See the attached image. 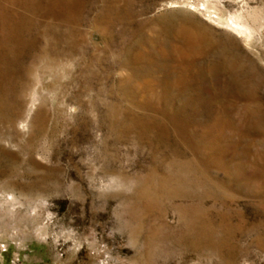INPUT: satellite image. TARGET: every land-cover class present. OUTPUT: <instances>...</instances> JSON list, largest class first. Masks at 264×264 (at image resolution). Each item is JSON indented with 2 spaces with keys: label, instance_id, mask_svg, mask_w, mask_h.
<instances>
[{
  "label": "rangeland",
  "instance_id": "rangeland-1",
  "mask_svg": "<svg viewBox=\"0 0 264 264\" xmlns=\"http://www.w3.org/2000/svg\"><path fill=\"white\" fill-rule=\"evenodd\" d=\"M0 264H264V0H0Z\"/></svg>",
  "mask_w": 264,
  "mask_h": 264
},
{
  "label": "bare ground",
  "instance_id": "bare-ground-1",
  "mask_svg": "<svg viewBox=\"0 0 264 264\" xmlns=\"http://www.w3.org/2000/svg\"><path fill=\"white\" fill-rule=\"evenodd\" d=\"M179 34H181L183 37L186 38V41H187V46L186 47H196L198 45L195 46V44L197 43V39L196 37L198 36V34L196 32H193L189 29H186V28H181L179 30ZM184 47V45H182L181 47L180 46H177V49L179 51L180 54H183L187 51V48Z\"/></svg>",
  "mask_w": 264,
  "mask_h": 264
}]
</instances>
